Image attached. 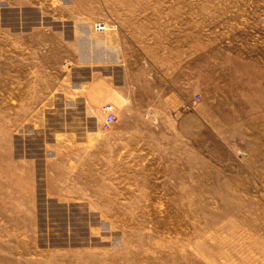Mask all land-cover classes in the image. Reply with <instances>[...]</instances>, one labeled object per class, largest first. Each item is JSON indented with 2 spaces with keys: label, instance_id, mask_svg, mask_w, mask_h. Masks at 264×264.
I'll return each instance as SVG.
<instances>
[{
  "label": "rangeland",
  "instance_id": "374dc122",
  "mask_svg": "<svg viewBox=\"0 0 264 264\" xmlns=\"http://www.w3.org/2000/svg\"><path fill=\"white\" fill-rule=\"evenodd\" d=\"M0 264H264V0H0Z\"/></svg>",
  "mask_w": 264,
  "mask_h": 264
},
{
  "label": "built area",
  "instance_id": "2783aa9c",
  "mask_svg": "<svg viewBox=\"0 0 264 264\" xmlns=\"http://www.w3.org/2000/svg\"><path fill=\"white\" fill-rule=\"evenodd\" d=\"M105 27L106 26L99 24L97 25L96 28L99 31H104ZM193 104L195 105L196 102L193 101ZM102 110H103V113L105 114V117H104L101 127L104 130L108 131V129H110L113 125L117 123V115L115 113V107L112 104H108L104 106Z\"/></svg>",
  "mask_w": 264,
  "mask_h": 264
}]
</instances>
